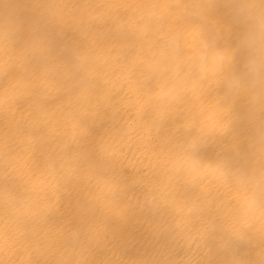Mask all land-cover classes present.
I'll list each match as a JSON object with an SVG mask.
<instances>
[{
    "label": "clouds",
    "instance_id": "9594fccd",
    "mask_svg": "<svg viewBox=\"0 0 264 264\" xmlns=\"http://www.w3.org/2000/svg\"><path fill=\"white\" fill-rule=\"evenodd\" d=\"M0 264H264V0H0Z\"/></svg>",
    "mask_w": 264,
    "mask_h": 264
},
{
    "label": "bare ground",
    "instance_id": "6f19581e",
    "mask_svg": "<svg viewBox=\"0 0 264 264\" xmlns=\"http://www.w3.org/2000/svg\"><path fill=\"white\" fill-rule=\"evenodd\" d=\"M24 16L27 19L29 13L27 9L24 11ZM118 241L132 242V248L129 249V254L134 252L137 248L144 249L149 248V238L147 233L143 230L142 226L135 222H129L128 225L122 226L117 233Z\"/></svg>",
    "mask_w": 264,
    "mask_h": 264
}]
</instances>
